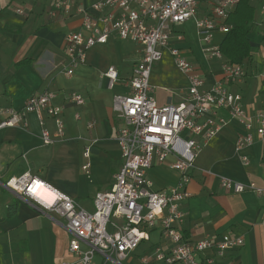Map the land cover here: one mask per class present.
Masks as SVG:
<instances>
[{
	"label": "crops",
	"instance_id": "1",
	"mask_svg": "<svg viewBox=\"0 0 264 264\" xmlns=\"http://www.w3.org/2000/svg\"><path fill=\"white\" fill-rule=\"evenodd\" d=\"M96 1L99 0H72L73 10L77 4L88 7ZM214 1L200 0L195 16L177 25L170 37V46L183 51L207 84L222 80V62L229 60L225 54L222 59L207 57L203 51L206 44L198 33L196 21L212 15ZM51 2H0V108L23 111L32 94L50 90L55 92L53 102L63 108L66 127L65 138L49 145L41 139L43 126L34 113H25L26 126L0 130V264H62L76 259L69 251L71 235L64 227L65 220L9 189L5 183L10 178L29 172L92 212L95 196L111 188L122 166L115 139L121 121L112 108L113 95L130 91L128 81L134 65L141 60L142 46L114 32L108 42L93 46L86 62L68 75L66 34L82 28L83 16L73 11L69 16L51 18L47 14ZM249 2L255 7L256 24L249 38L254 49H258L264 36V12L260 0ZM18 8L25 13H18ZM235 10L236 7L230 15ZM226 33L216 31L212 44L221 45ZM244 63L248 65L246 76L228 88L242 94L243 102L254 113L264 108V83L259 76L264 59L257 64L245 59ZM111 66L117 68L120 76L114 89H109L107 78L102 77ZM150 82L159 106L179 104L187 94V76L178 69L168 50L154 65ZM71 92L81 94L85 102H72ZM220 115L229 123L196 159L188 184L190 196L181 204L185 213L181 231L189 241H219L225 234L244 239L241 246L222 257H217L214 249L207 250L205 254L216 257L215 264H264V195L229 192L220 184V176H226L264 187V138L257 136L254 126V142L236 152V140L244 128L238 120H230L227 111L222 110ZM44 126L52 134L55 132L54 120L47 114ZM87 146L89 158L84 155ZM242 155L249 157L248 165ZM88 162L87 170L83 166ZM148 177L154 189L161 190L177 184L181 173L166 161L155 163ZM158 246L165 252L172 246L160 227L150 229V239L142 241L124 264H141L144 257L152 264H164L155 258Z\"/></svg>",
	"mask_w": 264,
	"mask_h": 264
},
{
	"label": "built area",
	"instance_id": "2",
	"mask_svg": "<svg viewBox=\"0 0 264 264\" xmlns=\"http://www.w3.org/2000/svg\"><path fill=\"white\" fill-rule=\"evenodd\" d=\"M240 1L215 0L212 15L197 19L198 33L206 44L203 51L207 57L223 58L220 45L212 44L213 34L229 31L230 26L225 20ZM260 1L264 12V0ZM199 2L99 0L88 7L77 4L73 10L72 0H52L47 9L51 18L69 16L73 11L83 16L82 28L66 34L68 75H73L76 67L86 62L93 46L108 42L114 32L120 38L142 46L141 60L134 65L128 81L130 91L113 95L112 108L121 121L115 139L121 150L122 166L111 188L95 196L94 211L85 210L74 198L29 172L5 183L38 207L53 211L65 220L64 227L71 235L69 251L76 259L62 264H124L142 241L150 239V229L156 227H160L163 236L172 243L168 252L161 246L156 249L155 258L164 264H215L216 257L205 254L207 250L214 249L216 256L222 257L228 250L244 243L241 236L229 234L223 235L219 241L210 238L189 241L181 231L185 221L181 204L190 196L188 184L196 159L207 143L229 123L220 112L227 111L230 120H238L244 128L237 137L236 152L254 142V126L257 136L264 138V108L252 113V108L243 102L242 94L228 88L246 76L247 64L225 60L222 62V80L207 84L206 78L183 51L170 46L174 28L195 16ZM17 12L24 14L25 10L18 8ZM166 50L173 56L178 69L186 74L188 89L179 104L159 106L150 79L154 65L163 58ZM259 76L264 83V68ZM102 77L107 78L109 89H114L120 81L114 66L104 71ZM54 98L55 92L46 90L32 94L26 101L24 112L11 107L0 108L3 117L0 130L26 126L25 113H34L43 126V143L49 145L62 141L66 134L63 108L53 102ZM69 99L78 105L85 102L77 92H71ZM45 114L54 120L53 134L44 126ZM84 155L90 157V146L85 148ZM241 159L245 165L249 164L248 156L242 155ZM166 161L170 168L181 173V179L175 185L156 190L148 172L155 163ZM83 167L88 170L90 163ZM38 183L55 195L52 202L39 194ZM220 184L229 192L253 191L258 196L264 195V187L253 181L245 183L220 176ZM141 264L152 263L144 257Z\"/></svg>",
	"mask_w": 264,
	"mask_h": 264
},
{
	"label": "trees",
	"instance_id": "3",
	"mask_svg": "<svg viewBox=\"0 0 264 264\" xmlns=\"http://www.w3.org/2000/svg\"><path fill=\"white\" fill-rule=\"evenodd\" d=\"M249 1L241 0L235 12L229 16L227 21L230 29L220 45L223 54L232 62H244L251 57L254 49L249 34L256 25L255 7Z\"/></svg>",
	"mask_w": 264,
	"mask_h": 264
},
{
	"label": "rangeland",
	"instance_id": "4",
	"mask_svg": "<svg viewBox=\"0 0 264 264\" xmlns=\"http://www.w3.org/2000/svg\"><path fill=\"white\" fill-rule=\"evenodd\" d=\"M134 45H137V44H134ZM262 47H263L262 50H264V36L261 40V46L257 47L258 49H253L251 57L250 58L248 57L246 60H250L254 64H257V63H259V61H262L264 59V51L262 52V50L260 49ZM154 235L155 234H152V236H154Z\"/></svg>",
	"mask_w": 264,
	"mask_h": 264
},
{
	"label": "bare ground",
	"instance_id": "5",
	"mask_svg": "<svg viewBox=\"0 0 264 264\" xmlns=\"http://www.w3.org/2000/svg\"><path fill=\"white\" fill-rule=\"evenodd\" d=\"M37 187L39 188V194L43 196V198H45L49 202H52L54 200L55 195L49 192L43 184L38 183Z\"/></svg>",
	"mask_w": 264,
	"mask_h": 264
}]
</instances>
